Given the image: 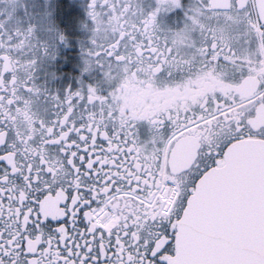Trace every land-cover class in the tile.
I'll list each match as a JSON object with an SVG mask.
<instances>
[{
    "label": "snow or ice",
    "instance_id": "snow-or-ice-1",
    "mask_svg": "<svg viewBox=\"0 0 264 264\" xmlns=\"http://www.w3.org/2000/svg\"><path fill=\"white\" fill-rule=\"evenodd\" d=\"M0 3V264H264V0Z\"/></svg>",
    "mask_w": 264,
    "mask_h": 264
},
{
    "label": "flooded vegetation",
    "instance_id": "flooded-vegetation-1",
    "mask_svg": "<svg viewBox=\"0 0 264 264\" xmlns=\"http://www.w3.org/2000/svg\"><path fill=\"white\" fill-rule=\"evenodd\" d=\"M187 2V0H186ZM73 3V5H72ZM78 2H74L73 0H69L67 13H71L79 20L82 17H86L87 13H81V9L79 7ZM62 2L60 0H54L53 3H49L51 8V19H54L55 22L57 21V15L60 13V7H62ZM71 7V8H70ZM27 9L29 12L33 14V17L36 18L37 16H43L44 9H30V6L27 5ZM177 17L182 16L183 13L180 10H177L175 14ZM25 16V10H24ZM68 17V16H67ZM57 24V23H56ZM58 25V24H57ZM59 26V25H58ZM74 26V25H73ZM61 28V27H60ZM65 32H67L73 39L70 41L69 46H64L63 44L60 45L58 55L56 56L55 60L49 64H46L44 68L40 70V79H48L49 86L53 89H60L63 91L67 87L71 86L73 89L80 86V81L78 77L80 76V71L83 66V57L81 55V50L79 47V40L78 37H83L87 35L80 27H68V28H61ZM45 72L51 73L56 72L57 75L54 79L50 77H46L44 75ZM84 79L91 81L92 76L89 74H84ZM130 95H129V103L137 104L143 103L145 100L146 94L142 91H137V86L131 85L129 88Z\"/></svg>",
    "mask_w": 264,
    "mask_h": 264
},
{
    "label": "rangeland",
    "instance_id": "rangeland-1",
    "mask_svg": "<svg viewBox=\"0 0 264 264\" xmlns=\"http://www.w3.org/2000/svg\"><path fill=\"white\" fill-rule=\"evenodd\" d=\"M74 2H78L79 4V7L81 9V13H87V3H88V0H73ZM54 0H21V4L18 6V9H17V17H20V18H24V10H25V5H29L30 6V9L32 10H36V9H44V12H43V16H37L36 18L33 17V19L36 21V22H40V23H46L47 22V19H48V16H47V13L48 11H51V8L49 6V3H53ZM76 3V5H78ZM73 5V3H72ZM2 7H5V4L4 3H0V8ZM71 8V7H70ZM83 16V15H82ZM80 18V20H83L85 19V17H82ZM54 20V19H52ZM55 21V20H54ZM14 23L15 21L11 22L9 24V27L12 28L14 26ZM56 23V22H55ZM77 28H79L77 26Z\"/></svg>",
    "mask_w": 264,
    "mask_h": 264
},
{
    "label": "trees",
    "instance_id": "trees-1",
    "mask_svg": "<svg viewBox=\"0 0 264 264\" xmlns=\"http://www.w3.org/2000/svg\"><path fill=\"white\" fill-rule=\"evenodd\" d=\"M62 2V7H60V13L57 15V21L56 23L59 25L61 28H68V27H74L72 24L68 22V17L66 15L67 13V7H68V2L69 0H60Z\"/></svg>",
    "mask_w": 264,
    "mask_h": 264
}]
</instances>
